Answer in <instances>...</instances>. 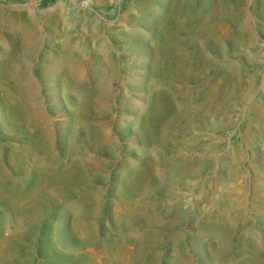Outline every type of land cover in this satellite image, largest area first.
I'll return each mask as SVG.
<instances>
[{"label":"rangeland","instance_id":"1","mask_svg":"<svg viewBox=\"0 0 264 264\" xmlns=\"http://www.w3.org/2000/svg\"><path fill=\"white\" fill-rule=\"evenodd\" d=\"M0 264H264V0H0Z\"/></svg>","mask_w":264,"mask_h":264}]
</instances>
